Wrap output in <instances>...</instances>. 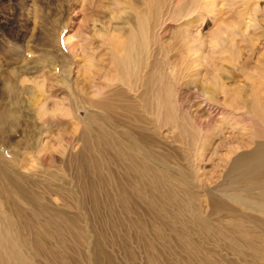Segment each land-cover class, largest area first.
Returning <instances> with one entry per match:
<instances>
[{"label": "rangeland", "instance_id": "obj_1", "mask_svg": "<svg viewBox=\"0 0 264 264\" xmlns=\"http://www.w3.org/2000/svg\"><path fill=\"white\" fill-rule=\"evenodd\" d=\"M133 40L132 52L139 55L137 70L122 80L114 59L121 57L125 44ZM23 68L18 83L29 86L30 92L17 98L16 104L20 103L26 114L25 106L30 107V120L20 117L14 133H7L15 141L32 145L25 152L21 170L27 174L32 168L39 169L44 183L47 180V189L41 184L38 190L50 211L81 218L88 239L81 246L84 252L91 251L94 231L100 230L104 249L115 264H146L144 246L133 236L123 241L125 230H116L120 208L116 203L110 209L102 206L104 192L90 168L81 170L87 193L77 183L79 170L73 159L83 149V129L98 117L106 129L129 140L127 132L133 125L126 121L122 127L112 121L123 119L121 107L135 103L147 117V132L159 143V150L168 148L178 155L183 147L176 127L161 123L139 101L148 78L154 75L151 72L170 80L179 106L177 114H188L203 129H214L212 138L206 135L201 139V144L211 141L209 150L203 152L197 146L190 167L193 188L204 205L202 215L209 216L206 199L216 184H221L226 171L221 160L231 136L241 132L248 121L245 110L233 108L232 103H264V0H0V73ZM116 89L125 92V100L114 99L112 91ZM104 93L110 97L104 98ZM12 102L15 100L5 96L0 79V109ZM105 105L112 108L106 118ZM50 119L52 127L47 128L44 121ZM237 147L236 154H240L243 150ZM175 157L172 164L184 167L185 162ZM110 168L113 182L119 181L121 172L114 165ZM89 188L98 190L101 204L96 213ZM64 190L75 197H68ZM146 211L137 203L132 215L151 222ZM63 234L70 260L75 256L71 238L65 231ZM30 248L26 252L31 255ZM127 250L133 253L132 259ZM67 258L64 264H70ZM34 260L35 264H54L42 255Z\"/></svg>", "mask_w": 264, "mask_h": 264}, {"label": "bare ground", "instance_id": "obj_2", "mask_svg": "<svg viewBox=\"0 0 264 264\" xmlns=\"http://www.w3.org/2000/svg\"><path fill=\"white\" fill-rule=\"evenodd\" d=\"M133 45L134 40L128 41L123 55L114 59L122 80L137 70L139 55L132 52ZM154 63L158 65L156 61ZM24 69L0 73L5 96L15 100L12 106L0 109V264H35L34 258L39 255L54 264H64L68 245L63 231L70 235L75 253L70 260L67 258L68 263L115 264L111 254L104 249L103 233L94 231L92 249L84 252L81 246L88 239L81 218L66 216L58 210L50 211L44 195L41 193V196L38 190L41 184L47 187V180L44 183L39 169L32 168L27 174L21 170L25 165V152L32 145L29 141L25 144L15 141L7 133L16 130L20 117L30 120V107L25 106L27 115L21 104H16L17 98L30 92L29 86L22 81L18 83ZM151 73L154 75L148 78L145 93L139 101L145 111L156 114L161 123L176 127L184 152L180 150L177 155V151L168 148L166 152L160 151L159 143L147 132L144 112L130 102L121 107L124 120L107 118L121 126L130 122L133 130L127 132L129 140L106 129L98 122V117L88 121L81 136L83 149L73 159L79 170L78 185L87 193L81 170L90 168L104 192L102 206L107 209L114 203L119 206L116 230H125L123 241L133 236L134 241L144 246L146 264H264V103L259 100H235L232 103L233 108L245 110L248 121L241 132L232 133L229 138L230 146L225 159L221 160V166L226 170L224 178L206 196L210 212L205 217L201 196L193 188L194 175L190 167L195 162L192 158L197 146H201L203 152L209 150L211 141L201 144V139L206 135L211 137L214 129L211 126L203 129L196 124V118L188 114L178 115L173 83ZM61 76L67 77L62 73ZM112 92L115 100H125L124 91L116 89ZM108 97L109 93H104V98ZM111 111L112 108L105 105L103 117H108ZM50 122L51 119L44 121L47 128L52 127ZM30 123L42 130L35 122ZM232 144H237L235 147L243 151L236 154ZM175 156L185 162L184 167L172 164ZM111 165L121 172L119 181L113 182ZM88 191L96 213L101 204L98 190L89 188ZM63 193L75 197L71 191L64 190ZM137 203L145 207L153 221L151 218V222H146L144 218L132 215ZM79 204L82 207V201ZM28 246L32 248L31 255L26 252ZM126 252L130 259L134 257L131 251Z\"/></svg>", "mask_w": 264, "mask_h": 264}]
</instances>
